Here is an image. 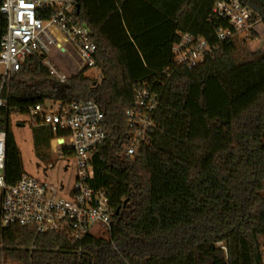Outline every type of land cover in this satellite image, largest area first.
I'll list each match as a JSON object with an SVG mask.
<instances>
[{"label":"trees","instance_id":"16d2710c","mask_svg":"<svg viewBox=\"0 0 264 264\" xmlns=\"http://www.w3.org/2000/svg\"><path fill=\"white\" fill-rule=\"evenodd\" d=\"M217 1L78 0L76 17L92 33L102 80L80 74L60 84L30 57L4 85L7 184L24 174L10 116L46 101L90 99L107 134L91 186L111 189L114 213L108 240L0 227V264H264V49L240 54L236 41L217 40L227 26L212 17ZM241 1L264 26V0ZM5 30L0 15V41ZM180 34L211 48L203 63L174 64ZM137 84L159 103L150 144L129 161L121 147ZM52 138L33 127L39 159L48 158Z\"/></svg>","mask_w":264,"mask_h":264},{"label":"built area","instance_id":"2783aa9c","mask_svg":"<svg viewBox=\"0 0 264 264\" xmlns=\"http://www.w3.org/2000/svg\"><path fill=\"white\" fill-rule=\"evenodd\" d=\"M77 5L78 0H2L0 15L6 22V30L0 41V109L6 107L1 98L2 88L30 57H39L50 76L60 84L68 77L51 60L54 56L74 60L77 75L97 68L96 45L88 26L76 17ZM212 17L227 23L216 31L219 42L249 39L262 25L259 16L241 0H218ZM211 51L202 39L180 34L179 42L172 48L173 61L178 67L192 69L203 63ZM158 103L159 95L147 86L133 87V101L125 113L129 138L121 147L127 160L134 161L140 150L150 144ZM24 117L32 127L51 131L50 152L58 158L73 159L74 179L69 186L63 182L54 185L24 173L14 184H7L6 134L0 131L1 229L31 228L37 235H64L75 241L93 236L96 226L109 234L114 213L111 189L91 186L92 161L107 137L98 104L90 99L67 105L46 101L29 108ZM51 168L49 164L42 169L45 177ZM69 168L67 164L62 170L67 172Z\"/></svg>","mask_w":264,"mask_h":264},{"label":"rangeland","instance_id":"374dc122","mask_svg":"<svg viewBox=\"0 0 264 264\" xmlns=\"http://www.w3.org/2000/svg\"><path fill=\"white\" fill-rule=\"evenodd\" d=\"M262 42H264L263 25L260 27L258 26L254 36L250 37L249 39L236 41L240 50V54L243 53V51L256 52L263 50L264 46L261 47ZM51 60L68 78L77 76V64L74 60L55 56L52 57ZM80 74H83L85 78L97 83H99L103 78L102 72L99 70V68L86 70L82 73H79L78 75ZM10 128L21 151L25 174L48 181L54 185H59L60 182H63L69 186L72 183L75 172L73 165L74 162L71 157L63 156L58 158L57 156H53L50 152V148H48V158L46 160L39 159L35 155L33 146V127L22 115L12 114L10 116ZM37 164L40 166L39 169L36 167ZM49 164H52L53 168L48 170L45 177L42 173V169L46 168ZM67 164L70 166V168L67 172H63L62 168ZM93 236L103 240L109 239V234L100 226H96L94 228Z\"/></svg>","mask_w":264,"mask_h":264},{"label":"water","instance_id":"95a60500","mask_svg":"<svg viewBox=\"0 0 264 264\" xmlns=\"http://www.w3.org/2000/svg\"><path fill=\"white\" fill-rule=\"evenodd\" d=\"M76 9H77V13H78V11H79V5H77ZM262 46H264V42L261 43V47ZM36 167L39 168V165L37 164Z\"/></svg>","mask_w":264,"mask_h":264}]
</instances>
